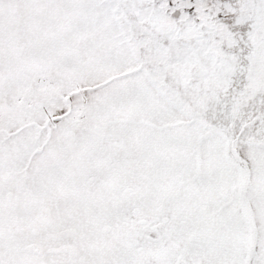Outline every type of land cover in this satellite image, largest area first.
Listing matches in <instances>:
<instances>
[{"label":"snow or ice","instance_id":"obj_1","mask_svg":"<svg viewBox=\"0 0 264 264\" xmlns=\"http://www.w3.org/2000/svg\"><path fill=\"white\" fill-rule=\"evenodd\" d=\"M0 264H264V0H0Z\"/></svg>","mask_w":264,"mask_h":264}]
</instances>
